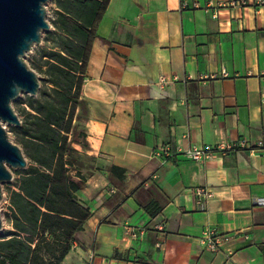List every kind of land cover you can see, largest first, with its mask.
<instances>
[{
  "label": "crops",
  "instance_id": "1",
  "mask_svg": "<svg viewBox=\"0 0 264 264\" xmlns=\"http://www.w3.org/2000/svg\"><path fill=\"white\" fill-rule=\"evenodd\" d=\"M228 1H109L68 135L90 216L61 264H264V154L153 153L264 137V4ZM207 227L231 239L211 251Z\"/></svg>",
  "mask_w": 264,
  "mask_h": 264
},
{
  "label": "trees",
  "instance_id": "2",
  "mask_svg": "<svg viewBox=\"0 0 264 264\" xmlns=\"http://www.w3.org/2000/svg\"><path fill=\"white\" fill-rule=\"evenodd\" d=\"M109 1L55 0L41 87L27 96L34 112L27 111L29 119L20 125L27 166L15 170L13 188L7 185L6 220L12 229L0 239V264H61L90 216L76 195L82 179L73 173L68 135L77 108L86 109L80 88ZM144 208L154 216L161 206L150 200Z\"/></svg>",
  "mask_w": 264,
  "mask_h": 264
},
{
  "label": "water",
  "instance_id": "3",
  "mask_svg": "<svg viewBox=\"0 0 264 264\" xmlns=\"http://www.w3.org/2000/svg\"><path fill=\"white\" fill-rule=\"evenodd\" d=\"M46 0H0V198L1 183L13 179V169L27 166L22 148L9 140L1 122L21 123L11 101L21 92L35 96L39 92L37 73L23 59L41 31L49 27L45 16ZM0 214V229L2 228Z\"/></svg>",
  "mask_w": 264,
  "mask_h": 264
},
{
  "label": "built area",
  "instance_id": "4",
  "mask_svg": "<svg viewBox=\"0 0 264 264\" xmlns=\"http://www.w3.org/2000/svg\"><path fill=\"white\" fill-rule=\"evenodd\" d=\"M238 3H245L244 0H229L228 5L234 6ZM257 4H264V0H257ZM225 74V72H223ZM164 77H161L160 81H163ZM240 149H246L250 151L258 150L264 154V137L254 141L249 142L246 138L240 137L234 141H223L214 146L199 147L195 144L190 145L185 150H173L168 145H161L154 149L153 153L158 156L171 157L178 153L184 154L192 160H202L206 159L213 154H225L229 151H236ZM196 193L200 199H209L213 196L211 190L201 187L196 189ZM256 205H264V196L256 197L254 199ZM159 229H162L160 224L157 225ZM133 237H138L136 233H132ZM231 239L227 234L218 233L214 228L207 227L202 231L201 241L205 246L211 251H219L222 247ZM159 241L157 245H160Z\"/></svg>",
  "mask_w": 264,
  "mask_h": 264
},
{
  "label": "rangeland",
  "instance_id": "5",
  "mask_svg": "<svg viewBox=\"0 0 264 264\" xmlns=\"http://www.w3.org/2000/svg\"><path fill=\"white\" fill-rule=\"evenodd\" d=\"M44 7L46 11L45 19L49 27L41 31V41L39 43H35L29 51L25 52L23 56V59L26 62V64L37 73L39 80L42 79L43 76L42 70L45 68L43 64L44 61L43 55L50 47V44L46 41V38L48 33L53 30L52 19L54 17L55 0H46V2L44 3ZM46 84L49 86V88L53 87L52 84H50L49 82H46ZM40 87H41V82H40ZM27 96L28 94L21 92L11 101V105L14 111L16 112V114L18 115L21 123L19 125H12L6 122H1L3 127L5 128L9 140L19 145L22 148V150H23V143H22L23 133L20 130V125L22 124L23 119H29L28 115L26 114L27 111H30L31 113L34 112L27 104ZM75 113L76 114L74 116V119H80L83 111L76 110ZM9 168L12 171L13 179H14L15 176L14 172L16 169H13L11 167ZM13 179L11 181H5L1 183L0 214L2 218V223H4L5 221V211L7 210V204L9 202L7 198V185H12L11 188H13L14 187Z\"/></svg>",
  "mask_w": 264,
  "mask_h": 264
}]
</instances>
